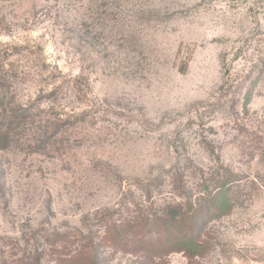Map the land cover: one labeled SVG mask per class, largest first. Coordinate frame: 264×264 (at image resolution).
Masks as SVG:
<instances>
[{
	"label": "rangeland",
	"instance_id": "374dc122",
	"mask_svg": "<svg viewBox=\"0 0 264 264\" xmlns=\"http://www.w3.org/2000/svg\"><path fill=\"white\" fill-rule=\"evenodd\" d=\"M8 127L0 264H264V0H0Z\"/></svg>",
	"mask_w": 264,
	"mask_h": 264
},
{
	"label": "trees",
	"instance_id": "16d2710c",
	"mask_svg": "<svg viewBox=\"0 0 264 264\" xmlns=\"http://www.w3.org/2000/svg\"><path fill=\"white\" fill-rule=\"evenodd\" d=\"M12 130L13 129L10 128V127L6 128L5 130L0 128V139H2V137H3L6 140V143H10V141H11L10 139L12 138V136H11L12 135L11 134L12 133ZM188 211L189 212H187V213H190L191 210L188 209ZM128 227H129V230L124 229V230H126V232H129L131 230H139V229L144 228L143 225H139V226L129 225ZM133 233H135V231ZM120 234L121 233L116 234V236H115L116 238L113 239V240H111V241H109V242H110V244L112 243L115 246H120L121 248H123V246H122L123 244H121L123 242H120L119 239H118V237H119ZM106 238L107 237H105V239ZM170 240H173V239L171 238ZM126 243L127 244L130 243L133 246V248L139 247L141 250L144 249L142 247L143 245H146L147 246V243L146 242H143L141 240H132V242H129V243L126 242ZM151 243H152V249H155L156 248L155 244H157L155 242V240L152 241ZM193 243H194L193 242V239L191 237H187L186 238V241L183 240V242H181V240H180L179 245H181V246H179L177 244L179 247L178 248H175V249L176 250H178V249H180V250L187 249L188 247L194 246ZM101 244H102V242L101 243L99 242L96 245L94 243H91V242H88L87 241L84 245H82V248L77 252V255H76V258L75 259L78 260V261H80L81 264H97L96 261H98V255L96 253H97V249L99 248V246ZM135 244H138V245L137 246H134Z\"/></svg>",
	"mask_w": 264,
	"mask_h": 264
}]
</instances>
